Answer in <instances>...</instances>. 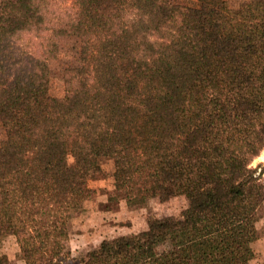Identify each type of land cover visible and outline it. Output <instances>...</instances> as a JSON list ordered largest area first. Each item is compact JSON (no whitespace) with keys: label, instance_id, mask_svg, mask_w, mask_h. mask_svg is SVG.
Returning a JSON list of instances; mask_svg holds the SVG:
<instances>
[{"label":"trees","instance_id":"trees-1","mask_svg":"<svg viewBox=\"0 0 264 264\" xmlns=\"http://www.w3.org/2000/svg\"><path fill=\"white\" fill-rule=\"evenodd\" d=\"M62 37L77 39L79 64L54 97ZM0 119V239L15 237L23 264L71 258L70 217L104 157L127 205H186L77 264H249L264 202V166L251 165L264 150V0H0Z\"/></svg>","mask_w":264,"mask_h":264},{"label":"rangeland","instance_id":"rangeland-1","mask_svg":"<svg viewBox=\"0 0 264 264\" xmlns=\"http://www.w3.org/2000/svg\"><path fill=\"white\" fill-rule=\"evenodd\" d=\"M179 3L193 4L200 0H175ZM230 7L237 8L250 0H226ZM66 3L69 0H65ZM79 44L74 37H62L59 47L49 59V94L62 97L64 94L63 71L66 67L79 64ZM4 129L0 119V139L4 138ZM69 163L73 162L71 157ZM101 170L86 181L91 196L84 203L83 211L73 212L70 217V230L64 238V245L71 252V258L64 264H77L78 258L89 249L97 246L102 239H111L119 235H128L147 228V217H178L186 200L182 196L160 201L151 198L142 204L127 205L123 192L114 188L113 166L110 158H100ZM264 166V150L253 162ZM257 238L252 243L254 257L249 264H264V202L258 209ZM158 252L161 251L159 247ZM0 252L7 256L10 264H23L19 246L14 236L0 239Z\"/></svg>","mask_w":264,"mask_h":264}]
</instances>
